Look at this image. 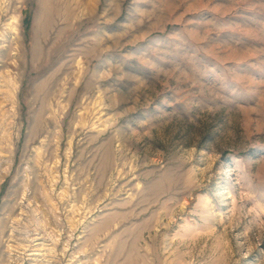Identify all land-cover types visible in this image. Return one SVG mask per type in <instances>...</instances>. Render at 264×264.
I'll list each match as a JSON object with an SVG mask.
<instances>
[{"label":"rangeland","instance_id":"1","mask_svg":"<svg viewBox=\"0 0 264 264\" xmlns=\"http://www.w3.org/2000/svg\"><path fill=\"white\" fill-rule=\"evenodd\" d=\"M0 264H264V0H0Z\"/></svg>","mask_w":264,"mask_h":264},{"label":"bare ground","instance_id":"2","mask_svg":"<svg viewBox=\"0 0 264 264\" xmlns=\"http://www.w3.org/2000/svg\"><path fill=\"white\" fill-rule=\"evenodd\" d=\"M35 237V236H34ZM34 245H36V244H34ZM26 249V248H25Z\"/></svg>","mask_w":264,"mask_h":264}]
</instances>
